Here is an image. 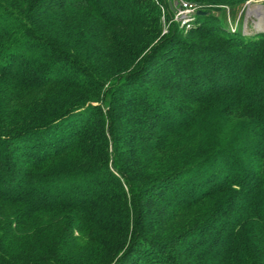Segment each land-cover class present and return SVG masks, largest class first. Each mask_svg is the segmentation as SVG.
Masks as SVG:
<instances>
[{
    "label": "trees",
    "instance_id": "obj_1",
    "mask_svg": "<svg viewBox=\"0 0 264 264\" xmlns=\"http://www.w3.org/2000/svg\"><path fill=\"white\" fill-rule=\"evenodd\" d=\"M185 1L0 0V264H264V32Z\"/></svg>",
    "mask_w": 264,
    "mask_h": 264
},
{
    "label": "rangeland",
    "instance_id": "obj_2",
    "mask_svg": "<svg viewBox=\"0 0 264 264\" xmlns=\"http://www.w3.org/2000/svg\"><path fill=\"white\" fill-rule=\"evenodd\" d=\"M178 1L180 2V4L177 5L178 11L176 12V16L173 20L180 22V26L182 28H185V30H189L192 28L191 24H188L189 20L193 18L192 15L198 10H203L205 6L192 3V7H186L184 5V3L186 2L185 0ZM230 17L231 24L228 21L223 23L227 27H229L230 25L234 29L241 27V30L248 36L255 35L257 33H263L264 0H249L239 11L238 20L236 19L234 13L230 14ZM161 19L164 30L163 32H166L170 23L165 19L164 13Z\"/></svg>",
    "mask_w": 264,
    "mask_h": 264
},
{
    "label": "water",
    "instance_id": "obj_3",
    "mask_svg": "<svg viewBox=\"0 0 264 264\" xmlns=\"http://www.w3.org/2000/svg\"><path fill=\"white\" fill-rule=\"evenodd\" d=\"M208 11H204V10H198L197 14H208Z\"/></svg>",
    "mask_w": 264,
    "mask_h": 264
},
{
    "label": "built area",
    "instance_id": "obj_4",
    "mask_svg": "<svg viewBox=\"0 0 264 264\" xmlns=\"http://www.w3.org/2000/svg\"><path fill=\"white\" fill-rule=\"evenodd\" d=\"M184 5H185L186 7H192V4L187 3V2H185Z\"/></svg>",
    "mask_w": 264,
    "mask_h": 264
}]
</instances>
